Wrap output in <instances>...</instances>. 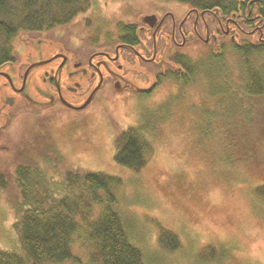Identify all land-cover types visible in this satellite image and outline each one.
Returning a JSON list of instances; mask_svg holds the SVG:
<instances>
[{
  "label": "rangeland",
  "instance_id": "obj_1",
  "mask_svg": "<svg viewBox=\"0 0 264 264\" xmlns=\"http://www.w3.org/2000/svg\"><path fill=\"white\" fill-rule=\"evenodd\" d=\"M162 3L92 0L86 12L53 34H20L17 63L25 62L26 42L39 36L71 47H100L106 34L117 32L118 21ZM248 36L249 42L258 38ZM214 43L218 50V38ZM189 51L190 80L167 81L151 96L105 100L82 126L45 118L23 102L14 107L0 135L6 182L0 183V249L22 250L13 225L22 201L16 170L24 164L32 170L30 194L37 199L69 196L78 202L75 194L81 192L64 179L70 171L118 177L115 209L147 264H264V196L256 191L264 183V94L244 102L241 97H249L251 74L260 70L264 76V53L244 57L228 44L215 52L197 43ZM135 126L148 143L140 170L120 165L114 155L116 137ZM98 208L75 216L86 229L74 236V258L59 264H94L85 230ZM168 231L180 242L175 250L162 243Z\"/></svg>",
  "mask_w": 264,
  "mask_h": 264
},
{
  "label": "flooded vegetation",
  "instance_id": "obj_2",
  "mask_svg": "<svg viewBox=\"0 0 264 264\" xmlns=\"http://www.w3.org/2000/svg\"><path fill=\"white\" fill-rule=\"evenodd\" d=\"M162 2L134 13L129 21H118L117 32L106 34L100 47H71L41 36L27 41L23 64L15 59L0 65V135L20 102L45 118L82 126L105 100L151 96L167 81H178L177 73H189L188 64L194 60L189 49L196 43L216 52L227 44L234 49L248 34H258L256 41L251 39L253 43L264 42L260 14L250 11L244 17L233 12L223 18L218 7L199 9L183 2ZM16 40L12 43L15 53ZM89 98L87 106L77 108Z\"/></svg>",
  "mask_w": 264,
  "mask_h": 264
},
{
  "label": "trees",
  "instance_id": "obj_3",
  "mask_svg": "<svg viewBox=\"0 0 264 264\" xmlns=\"http://www.w3.org/2000/svg\"><path fill=\"white\" fill-rule=\"evenodd\" d=\"M183 2L199 9L218 7L223 18L233 12L246 16L260 14L264 21V0H160ZM92 0H0V65L15 60L13 41L23 33H52L67 27L77 16L86 12ZM234 50L244 57L264 53V42L252 41L235 45ZM213 56H217L214 54ZM219 57V56H217ZM189 73H177L178 81H188L193 69L188 64ZM263 71V70H261ZM245 91L250 100L264 94V76L260 70L251 74ZM240 91V89H239ZM115 160L122 166L140 170L147 163L148 143L141 127H131L121 132L114 140ZM248 145V144H247ZM17 178L21 191L20 215L14 223L19 234L21 252L0 249V264H59L74 258L72 241L82 229L75 216L82 215L93 205L99 213L93 221L86 222V237L94 248V264H147L141 249L130 239L122 217L115 209L117 197L113 186L119 178L100 171H70L65 180L69 188L79 189L78 202L63 198H33L30 194L32 170L20 165ZM4 174L0 172V183L6 186ZM259 195L264 196V183L257 187ZM87 200L85 201V197ZM85 202V203H84ZM176 235L165 232L161 237L166 249L175 250L180 242L173 241Z\"/></svg>",
  "mask_w": 264,
  "mask_h": 264
},
{
  "label": "water",
  "instance_id": "obj_4",
  "mask_svg": "<svg viewBox=\"0 0 264 264\" xmlns=\"http://www.w3.org/2000/svg\"><path fill=\"white\" fill-rule=\"evenodd\" d=\"M29 70H30V69H28V70L26 71L25 76H27L26 74H28ZM0 74H1V73H0ZM24 85H25V84H24ZM24 85H23V86H24ZM94 92H95V91H94ZM92 96H93V94H92ZM29 99H30V102H34V101L31 100L30 96H29ZM90 100H91V98H89L88 101H86L85 103H83V105H81V106H79V107H77V108H78V109H82V108H84L85 106H87V104L90 102Z\"/></svg>",
  "mask_w": 264,
  "mask_h": 264
}]
</instances>
